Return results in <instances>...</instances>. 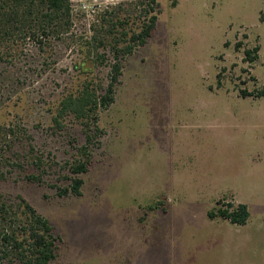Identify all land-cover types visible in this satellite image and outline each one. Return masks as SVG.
<instances>
[{
  "label": "rangeland",
  "instance_id": "rangeland-1",
  "mask_svg": "<svg viewBox=\"0 0 264 264\" xmlns=\"http://www.w3.org/2000/svg\"><path fill=\"white\" fill-rule=\"evenodd\" d=\"M136 1L72 0L68 35L2 45L0 198L50 221L53 264H264V96L242 94L264 87V0H158L101 133L88 144L74 116L55 121L85 82L108 86L115 48L140 31ZM86 153L82 195L60 196ZM239 203L245 225L208 217Z\"/></svg>",
  "mask_w": 264,
  "mask_h": 264
},
{
  "label": "trees",
  "instance_id": "trees-1",
  "mask_svg": "<svg viewBox=\"0 0 264 264\" xmlns=\"http://www.w3.org/2000/svg\"><path fill=\"white\" fill-rule=\"evenodd\" d=\"M136 4L144 8L140 31L128 38L127 45L115 48L113 53L115 62L111 66V80L108 86L105 88L94 86L92 82L87 81L80 90L67 94L60 102L55 121L61 125L60 119L68 115L74 116L83 126H87L84 132L88 144L93 141L90 135L92 127L96 133H101L100 111L107 109L115 101L116 85L123 72V61L133 54L136 48L146 45L157 29L162 12L160 2L137 0ZM262 21L264 22V16ZM72 26V0H0V48L17 39L33 38L34 41L41 43V37L48 38L56 33L68 35ZM86 45L92 46L94 42H87ZM258 52V47L245 50L247 61L253 62L256 58L252 56ZM0 57L3 55L0 54ZM242 94L262 97L264 87L256 94L246 90H243ZM83 149L87 151L88 148L84 146ZM86 155L87 160L70 164L72 178L68 186L57 188L60 196L82 195L84 181L81 175L88 172L92 162L90 153ZM27 179L40 182L42 177L29 175ZM208 217L211 220L220 218L232 224L245 225L250 218V211L244 203L236 206L228 204L225 208L210 211ZM17 225L20 228V235L16 234ZM58 241L50 221L40 215L24 198H20L17 204L8 203L0 198V264L6 260H10L12 264H53L57 258Z\"/></svg>",
  "mask_w": 264,
  "mask_h": 264
}]
</instances>
